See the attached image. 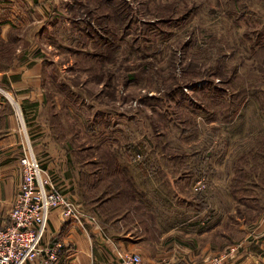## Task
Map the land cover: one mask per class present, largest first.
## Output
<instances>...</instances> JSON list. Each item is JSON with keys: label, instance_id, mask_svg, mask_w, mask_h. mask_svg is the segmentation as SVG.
I'll return each mask as SVG.
<instances>
[{"label": "rangeland", "instance_id": "rangeland-1", "mask_svg": "<svg viewBox=\"0 0 264 264\" xmlns=\"http://www.w3.org/2000/svg\"><path fill=\"white\" fill-rule=\"evenodd\" d=\"M4 4L18 13L0 28V110L18 148L105 226L168 249L179 234L193 264H264V0Z\"/></svg>", "mask_w": 264, "mask_h": 264}, {"label": "crops", "instance_id": "crops-1", "mask_svg": "<svg viewBox=\"0 0 264 264\" xmlns=\"http://www.w3.org/2000/svg\"><path fill=\"white\" fill-rule=\"evenodd\" d=\"M13 13L18 12L11 9V7L8 8L6 4L0 5V28L3 32L16 26L12 18L7 17V14L13 16ZM35 76L39 77L40 74L36 71ZM15 85L12 84L11 87ZM37 85H39V82ZM36 92L38 94L39 89ZM6 93L0 88V109H3L1 96L5 94L4 97H7ZM37 98L40 99V96ZM14 104H17L16 101ZM17 107L19 106L17 105ZM1 113L0 110V149L3 151L7 146L13 147L10 152L5 151L0 154V227H3L10 222L9 211L17 194L21 178L18 164V157L21 154V149L18 148L21 144V136L19 133V135L16 134L15 128L12 126L8 131V120L6 117H2ZM25 133L27 136L26 130ZM19 139L20 142H18ZM55 180L59 184L57 175ZM62 191L68 193L76 202L83 216L79 221L64 220L59 212H51L43 243L61 242L63 244L59 260L54 264H125L117 257L118 252L138 253L145 264H190L191 262L193 264L197 261L196 259L191 261L195 246L182 242L180 239L176 240L179 238V234L175 236V241H172L174 243L172 248L168 249L171 243H169L170 241H164L163 236H157L155 240L146 241V237L151 236L152 233L146 235L144 232L140 233V229H127L123 224L115 222L105 226L96 217L94 218L90 211L85 210L79 195L70 189L64 188ZM146 206L150 210V207H148L150 202ZM144 212L149 213L147 218L144 219L148 220L150 226L152 219L158 220L156 213L152 215L149 211ZM181 217L182 215L179 214L180 222L182 221ZM184 223L182 221L175 231L180 230L178 232L182 233L187 228ZM170 227L173 226L170 224ZM185 237H187L186 234ZM164 244L167 245L164 247ZM206 246L209 247L208 244ZM230 261L231 258L224 261L223 264H232ZM30 264L43 263L40 259H37ZM239 264H245V262Z\"/></svg>", "mask_w": 264, "mask_h": 264}, {"label": "built area", "instance_id": "built-area-1", "mask_svg": "<svg viewBox=\"0 0 264 264\" xmlns=\"http://www.w3.org/2000/svg\"><path fill=\"white\" fill-rule=\"evenodd\" d=\"M12 0H0V4ZM20 182L9 211V224L0 228V264H43L58 262L63 244L43 243L50 214L57 211L64 220L79 221L83 214L76 202L62 191L54 175L43 168L31 145L18 157ZM92 219V218H91ZM125 264H145L140 255L117 253ZM216 258L203 264H219Z\"/></svg>", "mask_w": 264, "mask_h": 264}, {"label": "bare ground", "instance_id": "bare-ground-1", "mask_svg": "<svg viewBox=\"0 0 264 264\" xmlns=\"http://www.w3.org/2000/svg\"><path fill=\"white\" fill-rule=\"evenodd\" d=\"M6 95H7V97H8L10 100H12V99H11V98H12L11 96H9L8 94H6Z\"/></svg>", "mask_w": 264, "mask_h": 264}]
</instances>
